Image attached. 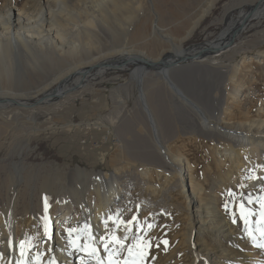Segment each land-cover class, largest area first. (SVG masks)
Here are the masks:
<instances>
[{
  "label": "bare ground",
  "instance_id": "bare-ground-1",
  "mask_svg": "<svg viewBox=\"0 0 264 264\" xmlns=\"http://www.w3.org/2000/svg\"><path fill=\"white\" fill-rule=\"evenodd\" d=\"M10 1L13 0H0V144L7 134L13 133H10L13 129V118L20 116L34 119L38 114L49 116L58 105L76 98L79 95L78 89L90 78L89 71L92 68L97 67L95 72L102 75L108 65L123 67L133 64L135 68L132 75L135 76L139 108L145 111L150 121L153 146L156 147L153 155L155 158L147 160L153 164L167 166L177 175L186 201L188 210L184 237L187 252L193 255L190 264H194L195 260H199L203 255L206 263L214 258L213 251L202 246L197 249L191 242L198 220L206 226L204 228L213 237L221 234L227 239L237 240L235 245L246 250L230 257L229 251L224 249V254L212 264H264V251L253 246L244 232L243 222L239 219L243 225L241 233L236 226L237 220L233 223V219L220 218L217 208V196L226 194L232 186L239 189V194L242 192L253 197L264 195L262 191L264 179L247 178L251 175L264 178V111H262L264 106L261 105L264 103V93L259 95L257 100L249 101L246 112L234 113L236 106L242 103L237 95L244 91L247 83L253 85L252 80L247 81L246 75L253 59L246 60L243 56L239 63L236 62L234 54L242 48L236 47L237 44L232 46L237 40H242L246 31L251 29L257 35L245 40L243 45L255 48L263 44L261 35L264 30H256L264 23V0H243L250 5L248 12L241 11V16L230 18L228 25L214 39L185 51L183 47L181 48L182 42L193 34L201 19L210 13L218 1L203 0L188 13L186 19L192 20V23L182 32L180 36L182 39L176 40L181 50L165 56L170 58L154 60L153 57L143 56L142 51L140 53L123 51L129 48L128 41L120 40L121 53L115 58L108 59L106 52L100 54L99 51V56L87 59L82 63L83 67L69 68L64 74L53 76L52 81L47 83H37L41 78L31 80L37 73V68L51 62L59 64L60 56L76 57L74 55L93 47L98 50V43L93 41V36L103 34L106 27L117 33L125 32L127 36L122 38L128 40L133 38L137 43L151 38L170 41L167 38V30L170 27L161 24L160 13L156 9L157 0H34L38 8V19L32 23L26 21L23 14L13 7ZM149 7L151 8L149 17L140 22L141 14ZM227 10L228 8L225 11ZM217 51L220 53L215 55ZM148 67L154 71L149 73ZM153 75L161 79L182 112L186 114L189 111L190 116H186L189 127L199 131L205 142H208L205 144L209 149L206 154L210 156L207 176L214 181L215 187L211 197L204 192L197 173L192 172L190 161H184L181 154H173L161 141L160 128L155 119L156 113L151 109L143 88L145 78ZM31 83L37 84L30 86ZM247 95L245 96L248 97ZM231 103H235L234 111L229 107ZM258 105L261 107H257ZM54 170L40 176L38 182L41 185L32 197L28 196L32 200L35 199L37 204L30 201L25 205L23 212H18L19 197L29 190L33 176L26 175L29 171L23 160L9 165V171L1 182L3 198H0V264H16L20 255L19 241L26 239L25 233H33L34 229L38 231L41 227L44 228L45 216L48 218L49 230L56 227V231L50 236L48 234L43 240L42 248L49 243L52 251L49 252L48 248L42 252V261L46 262L49 258L55 257L57 264H63L74 252V249L67 247L64 224L70 228L88 223L98 244V235L105 229L103 221L109 215L119 212L123 220H128L126 216V219L123 218L122 209L119 207L125 199V187L129 183V180L123 179L124 174L118 175L119 172L113 171L95 174L76 166L70 171L62 172L65 185L57 188V184L53 183V179L58 177L53 173ZM187 179L190 181L189 186L186 184ZM139 182L144 183L142 178ZM53 202H56V207L61 210L56 217L51 216L50 204ZM45 204L48 206L47 212ZM194 204L195 211H192L190 207ZM34 205L38 207L40 215L38 212L35 216L31 215ZM74 205L79 207L81 213L79 220L72 218L73 213H70ZM247 206L259 209V204L255 202ZM256 219L258 216L253 215V222ZM73 220L75 222H70ZM109 227H115L113 222L112 225L108 222ZM116 234L123 238V229H117ZM100 254L105 256L101 250ZM28 256L30 261L33 254L29 253ZM221 256L224 258L222 262L219 261Z\"/></svg>",
  "mask_w": 264,
  "mask_h": 264
},
{
  "label": "rangeland",
  "instance_id": "rangeland-1",
  "mask_svg": "<svg viewBox=\"0 0 264 264\" xmlns=\"http://www.w3.org/2000/svg\"><path fill=\"white\" fill-rule=\"evenodd\" d=\"M201 1L203 0L155 1L156 9L160 13L161 24L170 27L167 30L168 34L166 33L170 41L151 38L137 43L136 39L122 38L127 36L124 34L125 32L117 33L110 27H106L103 34L93 36V41L96 44L98 43V50L93 47L90 48L91 50L87 49L90 50L88 52L84 50L81 54L74 55L76 57L60 56L59 64L55 65L54 62H51L37 68V73L31 80L41 78L37 83L50 82L53 76H60L69 68L83 67L84 64L82 63L86 62L87 59L98 57L99 51L100 54L106 52V58L108 59L115 58L121 53V47L119 46L122 40L128 41L127 45L129 46L123 51L129 50L138 53L142 51L143 56L153 57L154 60L170 58V56H165L168 54L173 55L182 47L183 50L190 51L199 47L202 43L214 39L228 25L230 18H237L241 16V11L246 13L250 10V5L244 3L243 0H218L210 13L201 19L193 34L183 41L181 48H179L176 40L182 39L180 37L182 32L192 23V20L186 19L187 15L199 6ZM10 3L13 7L19 9L26 21L32 23L38 19V8L34 0H13ZM150 9L149 7L141 14L140 22L147 20ZM258 30H264V23L256 31ZM254 32L252 29L246 31L242 40H237L235 44H232L233 47L237 44L236 47L242 48L234 54L236 62L240 61L243 56L246 60L253 59L251 60L252 66L246 74L248 76L247 81L252 80L253 85L250 86L247 83L244 91L237 95L242 103L240 106H236L235 111L233 108L235 103L230 104L229 107L234 113L246 112L249 101L257 100V97L264 93V33L261 35L263 44L255 48L243 45L245 40L247 41V39L257 35ZM218 53L220 52L217 51L215 55ZM134 68L135 65L133 64L123 67L108 65L105 72L99 75L95 72L97 67H94L89 71L90 78L82 88L78 89L79 95L58 105L49 116L38 114L34 119L20 116L13 118V129L11 132L9 131L13 133L7 134L5 140L0 144V198H3V195H1L3 193L1 182L9 171V165L14 162L17 163L19 160H23L24 166L29 171L26 175L30 176L31 174L33 177L29 184V190L25 195L19 197L18 212H23L25 205L30 201L37 204L35 199L32 200L29 197H32L41 185L38 178L54 169L53 173L58 177L53 179V183L57 184V188L65 185L63 175H61L62 172L70 171L76 166L95 174L97 172H119L118 175H125L123 176L124 180H129L124 192L125 202L122 200L121 206H119L122 209L121 215L125 219L127 217L128 220L136 215L142 225V230L139 233L136 231V224L132 225V232L125 244L132 243V236L134 235H141L146 240H150L151 246L146 249V256L142 264H190L193 255L187 252V242L184 237L188 210L186 201L181 192V186H179L180 182L177 181V175L169 167L153 164V162L147 160L155 158L153 155L156 147L153 146L150 121L145 111L139 108L135 76L132 75ZM148 71L152 73L154 69L148 67ZM145 80L143 88L149 99L151 109L156 113L155 119L160 128L159 136L162 143L173 154H181L184 161H190L193 167L192 172L197 173V178L203 184L204 192L211 197L215 187L213 186L214 181L207 176V165H209L210 156L206 154L209 149L205 144H208V142H205V138L199 131H194L189 127L188 117H186L190 116L189 111L186 114L182 112L173 99L174 96L162 84L160 78L153 75L150 78H145ZM37 83H31L30 86ZM155 99L158 101L156 102ZM159 101L160 103H158ZM261 105L264 106V103ZM261 105L257 107H261ZM48 118L50 119L48 120ZM141 178L144 183L139 182ZM189 183L190 181L187 179V186H189ZM229 190L238 196V188L232 186ZM229 190L226 194L217 196L219 215L220 218L224 217L226 220H230L233 219V213H235L236 226L242 233L243 225L239 222L236 205L228 195ZM226 203L228 204L227 208L225 207ZM33 207L31 215L35 216L37 212L40 215L38 207H35V205ZM190 209L195 211V204ZM50 210L53 217L58 216L61 212L56 207V202L50 204ZM71 212L73 213L71 214L72 218L79 220L81 213H79L78 205H74L70 209ZM196 222L191 242L197 249L202 246L213 251L214 258L206 263L203 255L199 260H195L194 264H212L213 261L218 260L220 255L224 254V249L229 251L230 257L235 253L246 252L244 248L235 245L237 240L227 239L226 236L222 237L221 234L213 237L211 233L206 231L205 225H202L199 220ZM109 224L112 225V222L109 221ZM149 224L154 226L147 228ZM64 226L65 230L68 225L64 224ZM111 229L112 227H109V230ZM143 229H147V231L145 232ZM34 230L33 233H25V238H33L34 247L29 250V253L33 255L37 251L42 253L50 247V244L47 243L48 245L42 248L43 240L46 239L44 228L41 227L38 231ZM55 231L56 227L50 228L48 236L52 232L55 233ZM101 235H105V229L98 236ZM163 240L168 241L167 246L163 244ZM239 245H244V243H239ZM100 250L106 256L102 247H100ZM125 254L121 253V257ZM72 255L63 264L80 263L84 253L74 249ZM223 260L224 258L221 256L219 261L222 262Z\"/></svg>",
  "mask_w": 264,
  "mask_h": 264
},
{
  "label": "snow or ice",
  "instance_id": "snow-or-ice-1",
  "mask_svg": "<svg viewBox=\"0 0 264 264\" xmlns=\"http://www.w3.org/2000/svg\"><path fill=\"white\" fill-rule=\"evenodd\" d=\"M248 179H264L257 178L255 175L247 177ZM244 187V185H240ZM264 191V189H262ZM228 195L233 199L236 205V212L239 213V219L244 224V232L253 244L254 247L264 251V195L253 197L251 194L245 195L240 193L238 196L236 193L229 190ZM246 202V203H245ZM259 204V209L248 207L253 203ZM47 204H45V212H47ZM228 207V204H225ZM253 215H257L258 219L253 222ZM44 234H49L48 218L44 217ZM112 221L114 226L111 230L108 228V222ZM105 227V235L99 237V246L96 242V237L93 235L92 228L88 223H84L81 227L66 228L67 232V247L75 249L84 253L87 260L84 257L81 258V264H142L143 259L146 256V249L151 246L150 240H146L144 236L134 235L132 236V243L125 244V241L129 238V234L132 232V225L136 224V231L139 233L142 230V225L138 221L136 215H133L131 220H123L120 213L115 215H109L106 220L103 221ZM233 223H236L235 213H233ZM253 223L255 227H253ZM154 225L149 224L147 228H151ZM122 228L124 231L123 238L117 236L116 230ZM147 231V229H143ZM83 237V243L81 238ZM165 246L168 245L167 240L162 241ZM11 246V241H9ZM158 246V245H157ZM19 259L16 264H57L55 257L49 258L46 262L42 261L43 253L37 251L29 261V250L34 247L33 238L27 237L24 240H20L19 244ZM100 247L106 253V256L100 254ZM52 251L51 248L48 249ZM121 253H126L121 257Z\"/></svg>",
  "mask_w": 264,
  "mask_h": 264
}]
</instances>
